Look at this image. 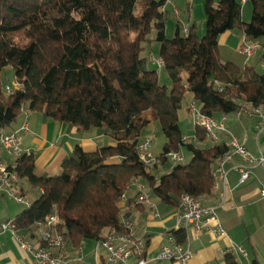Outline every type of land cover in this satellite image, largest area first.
I'll use <instances>...</instances> for the list:
<instances>
[{
  "label": "trees",
  "instance_id": "16d2710c",
  "mask_svg": "<svg viewBox=\"0 0 264 264\" xmlns=\"http://www.w3.org/2000/svg\"><path fill=\"white\" fill-rule=\"evenodd\" d=\"M166 1L0 0V136L13 133L9 129L16 119L30 111L79 132L103 129L113 142L93 152L75 146L54 176L38 177L31 154L14 159L20 181L40 190L15 219L19 231L37 232L46 217L57 215L64 250L122 232L121 197L133 179L151 199L173 210L183 195H212V169L229 148L224 143L208 148L184 143L178 111L186 92L210 118L264 108V74L244 57L239 64L224 60L218 48V37L231 30L249 41L264 37V0H246L251 5L248 23L241 19L240 0H204V35L198 38L192 25L183 36L177 26L171 39L165 35ZM152 42L158 44L170 89L158 83V73L148 70L147 60L140 57L142 44ZM7 67L19 86L9 95L2 83ZM152 122L165 138L161 163L182 148L191 154L189 163H176L161 176L153 174L156 168L144 167L138 155L144 141L140 136ZM195 137L204 143L206 133L196 128ZM171 235L177 244L185 242L183 231ZM226 261L236 264L230 256Z\"/></svg>",
  "mask_w": 264,
  "mask_h": 264
},
{
  "label": "crops",
  "instance_id": "0c3cea01",
  "mask_svg": "<svg viewBox=\"0 0 264 264\" xmlns=\"http://www.w3.org/2000/svg\"><path fill=\"white\" fill-rule=\"evenodd\" d=\"M175 13L179 14V11L175 9ZM241 19L243 20L242 16ZM187 27L191 26H185V28ZM243 41L244 36L238 30L227 31L220 35L218 48L221 57L239 64L243 58L237 51ZM247 42L256 43L262 47L258 41ZM263 63L264 50L259 63L261 67ZM258 110V113H254V109L242 108L235 112V116L231 119L230 114H217L218 121L215 120L216 116L213 117L212 119L216 123L223 124L226 128V132L219 134L220 142L218 144L228 145L230 138L235 137L253 159H257L261 154L264 155V136L256 135L258 123L264 116V108ZM25 123L28 127L27 132H19L17 136L20 140L22 153L31 154L34 157L35 174L38 177L54 176L60 173L61 163L72 155L75 146H80L85 152H93L97 148L105 146H101V143L103 144L102 141L105 142L106 138L107 146L113 144L102 129L92 128L79 132L69 124L55 122L47 119L42 113L30 111L20 114L9 131L17 132ZM218 144L207 139L206 136L204 143L199 144L197 141L195 145L208 148ZM177 154L182 157L181 152ZM0 161L5 164L12 162V159L6 156L1 147ZM168 162L169 160L166 163H161L155 171H152L153 174L161 176L170 172L176 163L169 165ZM240 165L252 167L249 179L244 185L239 184V175L233 169L234 166ZM224 169L227 172L225 186L215 180L212 195L203 197L202 204L209 208L216 207L217 218L226 229L227 234L215 237L205 230L196 235L193 229L189 228L187 236L192 252L189 264H227V256L232 257L236 264H251L252 261L264 264V199L259 198L258 195L259 190L264 186V169L255 167L251 162H245L239 156H234L224 165ZM29 186H31L30 183L22 179L17 193L27 202L32 203L37 198H34L33 201L27 198L28 191H30ZM137 193L135 187L127 190L125 201L120 203V208L122 215L134 224L137 236L145 243L143 259L146 264H178L175 261L159 258L161 249L168 245V235L175 230L178 210H173L161 203L158 206L157 200L154 199H150L154 205V208H150L138 201ZM36 194L39 197L40 190L37 189ZM24 209L23 204L9 199L6 197L5 191L0 189V225L6 222L14 224L15 219L22 214ZM155 212L158 213V217H154ZM39 230L40 228L37 232L18 230L17 234L26 244L35 248L40 245L37 236ZM93 243L95 244L94 262L91 259L84 261L82 254L86 251V243H83L77 250L65 249L60 254L67 264H103L106 252L104 251L102 254L97 242ZM239 250H242L244 255ZM52 252L54 255H59L57 250H52ZM0 264L36 263L33 262L32 256L21 248L11 232L6 231L0 234Z\"/></svg>",
  "mask_w": 264,
  "mask_h": 264
},
{
  "label": "built area",
  "instance_id": "2783aa9c",
  "mask_svg": "<svg viewBox=\"0 0 264 264\" xmlns=\"http://www.w3.org/2000/svg\"><path fill=\"white\" fill-rule=\"evenodd\" d=\"M242 4L246 0H240ZM183 36L188 35L187 28L182 30ZM258 44L250 43L246 40L243 41L242 46L238 49V54L249 59L256 54ZM158 67L163 66V61L159 58H151ZM264 67V63L262 64ZM18 84L13 86H5L3 91L5 94H12L13 90L16 89ZM191 117L195 127L205 131L207 139H210L215 144L220 142V133L226 132V128L223 124L216 123L212 118L203 115L197 105L191 104L189 106ZM259 110L255 109L254 113H258ZM27 124L25 123L17 132H13L9 135L0 136V147L6 154V156L12 161L19 157L22 153L20 148V140L17 136L19 132H27ZM264 136V116L257 126L256 135ZM184 143L197 144V139L182 138ZM153 144V137L148 136L144 139L138 149V155L140 161L144 167L148 169H154L160 166L161 160L159 156H153L150 149ZM229 151L226 153L215 165L212 170V175L216 181H220L223 186L226 184L227 172L224 169V165L231 161L234 156H239L245 162H251L255 167L264 169V155H260L257 159H253L246 149L241 146L235 137H231L228 142ZM167 160L173 163H179L182 157L177 153H169L165 157ZM233 169L239 175V184L244 185L251 174L252 167L250 166H234ZM169 173V172H168ZM155 176V180H157ZM20 179L18 174L14 170L12 162L9 164L2 163L0 161V189L5 191L6 197L16 201L17 203L29 206L23 197L17 193ZM135 187L137 190L138 201L150 208H154V205L150 201V196L145 190V186L140 184L136 180H132L127 190ZM259 198L264 199V186L259 190ZM122 202L125 201V195L121 197ZM177 224L175 227L176 231H183L186 235L185 244H177L174 237L170 234L167 237L168 245L163 247L160 251L159 258L163 260L175 261L178 264H189L192 258V252L188 244L187 232L189 228H192L194 233L200 234L202 231H209L215 237L226 235V229L219 222L216 215V207L209 208L202 204V197H192L189 195H183L181 197L179 208L177 209ZM158 213L155 212L154 217H158ZM122 232L108 233L103 240L97 242L98 247L102 248L106 252V258L103 264H146L143 259L145 253V243L142 239L137 236L136 228L134 224L126 219L124 216L121 219ZM59 224L57 215H50L46 217L44 225L38 231V238L40 245L33 247L26 244L17 234L18 229L13 223L6 222L0 225V234L6 231H10L11 234L16 238L22 249L28 252L36 264H67L62 256L61 252L64 250L63 238L57 233L56 227ZM212 226V227H211ZM52 250H57L59 255H54ZM243 255L244 252L239 250Z\"/></svg>",
  "mask_w": 264,
  "mask_h": 264
},
{
  "label": "rangeland",
  "instance_id": "374dc122",
  "mask_svg": "<svg viewBox=\"0 0 264 264\" xmlns=\"http://www.w3.org/2000/svg\"><path fill=\"white\" fill-rule=\"evenodd\" d=\"M214 3L217 0H212ZM136 14L139 15L141 13L140 7L138 4L136 5ZM175 9L179 11V14L175 13ZM164 23H165V35L168 39H171L174 35L176 27H180L181 30L185 28V26H192L195 25L196 33L198 38H201L205 33V23H204V0H167L166 5L164 7ZM241 16L243 17V22L248 23L251 18V5L246 2L245 4L241 5ZM154 37V31H151L149 38ZM245 40V39H244ZM249 41V40H246ZM258 42L262 45V47H258L256 50V55L246 59L249 60L248 66L254 68L257 73L264 74V67L260 66V59L263 57V50H264V37L258 40ZM143 51L140 54L141 58H145L147 60V69L150 71H156L158 73V83L161 86H165L168 89L171 87L170 79L167 73L162 69V67H158L154 62H152L151 58L157 59L158 58V44L152 42L151 44H142ZM186 73H182V84L185 85L186 80ZM2 83L5 86H13V84H17L13 81V73L12 68L7 67L4 72L2 73ZM3 87V89H4ZM18 88V87H17ZM4 92V91H3ZM194 104L192 101V96L188 92L184 94L182 100V107L178 111V124L180 131L184 137L193 138L195 133V125L193 123L191 112H189V106ZM188 109V110H187ZM234 113H230V119L234 117ZM218 117H215V120L218 121ZM96 129V128H95ZM98 130V129H96ZM103 130V129H102ZM152 136L153 137V144L151 146V153L153 156H159L162 152V148L165 144V138L160 131L159 124L156 122H152L150 126L143 130L140 139L143 141L146 137ZM107 141V138H106ZM106 141H102L103 144L107 146ZM182 160L181 164H187L191 160V154L187 151L186 148H182L181 150ZM168 164H173V162L169 161ZM60 174V173H58ZM27 186V185H26ZM30 191H28L27 198L31 201L34 198H38L36 194L37 189L29 186ZM158 206H160L159 202L156 201ZM157 206V207H158ZM158 210L160 208L158 207ZM86 251L82 256L84 257V261H91L94 262V252L95 244L91 241H86ZM99 251L104 254V250L102 248ZM106 258V255H105Z\"/></svg>",
  "mask_w": 264,
  "mask_h": 264
}]
</instances>
